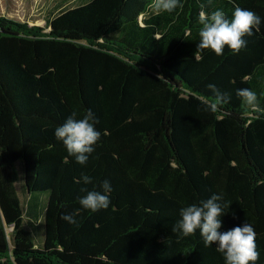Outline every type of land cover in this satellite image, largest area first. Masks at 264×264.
<instances>
[{
    "label": "trees",
    "instance_id": "16d2710c",
    "mask_svg": "<svg viewBox=\"0 0 264 264\" xmlns=\"http://www.w3.org/2000/svg\"><path fill=\"white\" fill-rule=\"evenodd\" d=\"M153 3L79 0L45 27L0 15V264H224L198 230L172 232L213 193L229 204L220 231L250 223L264 264V21L238 52L197 48L202 12L264 17V0ZM88 109L101 136L81 165L54 130ZM104 180L109 207L80 210Z\"/></svg>",
    "mask_w": 264,
    "mask_h": 264
},
{
    "label": "clouds",
    "instance_id": "9594fccd",
    "mask_svg": "<svg viewBox=\"0 0 264 264\" xmlns=\"http://www.w3.org/2000/svg\"><path fill=\"white\" fill-rule=\"evenodd\" d=\"M182 7L180 0H154L153 10L160 12H173L177 7ZM264 17L246 8L236 7L231 19L227 18L221 9L208 13H201L202 28L199 31L197 48L210 49L216 55H222L227 46L233 52H238L246 47V36L253 35V30L258 28ZM208 89L218 98H224L219 93L215 84H208ZM236 95L247 106H257V93L250 88L237 89ZM215 109L216 105L209 106ZM77 113L72 112L65 121L54 130L56 139L62 142L69 156L81 165L86 164L89 155L95 151L101 132L97 130L98 120L95 113L88 109L82 118L77 119ZM82 182L87 185L93 182L89 175H82ZM112 186L109 180L100 184V190H89L79 197L80 210L107 209L110 205L109 194ZM229 204L224 201L223 195L213 193L206 200L192 203L182 207L179 211L180 218L172 228V232L182 237L190 236L199 231L206 247L215 244L216 250L223 255L224 264H255L260 253L256 248V232L250 223H243L227 231L222 228L221 217L227 212ZM62 219L70 224H75L74 214H64Z\"/></svg>",
    "mask_w": 264,
    "mask_h": 264
},
{
    "label": "rangeland",
    "instance_id": "374dc122",
    "mask_svg": "<svg viewBox=\"0 0 264 264\" xmlns=\"http://www.w3.org/2000/svg\"><path fill=\"white\" fill-rule=\"evenodd\" d=\"M79 0H0V15L13 21L26 22L29 26L45 27V21L54 16L59 10L75 7ZM21 170L18 171L21 177ZM21 179L16 183V189L21 193ZM8 235L12 227H5Z\"/></svg>",
    "mask_w": 264,
    "mask_h": 264
}]
</instances>
